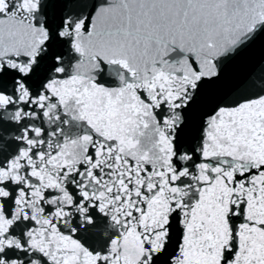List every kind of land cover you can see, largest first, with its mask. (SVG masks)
<instances>
[{"label":"water","instance_id":"1","mask_svg":"<svg viewBox=\"0 0 264 264\" xmlns=\"http://www.w3.org/2000/svg\"><path fill=\"white\" fill-rule=\"evenodd\" d=\"M0 264H264V0H0Z\"/></svg>","mask_w":264,"mask_h":264}]
</instances>
